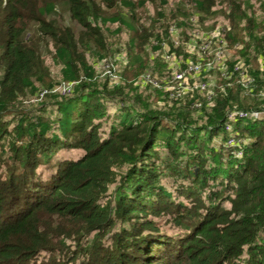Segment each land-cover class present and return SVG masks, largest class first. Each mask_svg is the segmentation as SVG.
<instances>
[{
    "label": "trees",
    "instance_id": "obj_1",
    "mask_svg": "<svg viewBox=\"0 0 264 264\" xmlns=\"http://www.w3.org/2000/svg\"><path fill=\"white\" fill-rule=\"evenodd\" d=\"M170 2L0 0V264H264V121L233 123L241 157L224 127L230 111L264 109V0ZM148 3L155 37L135 20ZM168 13L180 28L214 22L253 91L238 74L211 101L139 83L145 66L168 67L154 43L170 36ZM111 25L125 47L118 85L90 61L112 57ZM183 43L170 45L178 58H207Z\"/></svg>",
    "mask_w": 264,
    "mask_h": 264
},
{
    "label": "built area",
    "instance_id": "obj_2",
    "mask_svg": "<svg viewBox=\"0 0 264 264\" xmlns=\"http://www.w3.org/2000/svg\"><path fill=\"white\" fill-rule=\"evenodd\" d=\"M199 38H201V44L198 46L197 43L192 42L190 44L193 50H200L202 54L207 56L213 55L215 58L208 62L202 60H187L185 65L177 58L174 52H171L170 49L165 53V59L168 61L169 69L171 70L169 76L154 75L149 72L141 76L140 82L144 85H151L159 89H165L169 92L172 98L181 99L200 91L207 95V101H211L213 93L211 86L213 82L204 79L208 78L210 69L215 65L219 66L220 70L227 75V85L232 86L235 78V74H238V77L235 81L241 84L245 89L250 92L253 91L255 85V78L249 74V72L244 68L243 64L236 65L233 70H229V67L226 64V58L224 53V48L226 46V41L218 36V33L204 35L197 33ZM177 67L180 69L177 70ZM73 84L65 83L61 89L62 93H69L72 91ZM224 90V87L222 88ZM47 93V90L44 91ZM264 97V91L260 93ZM203 102L196 101L194 103L195 108H200ZM253 118L256 120L264 121V110L263 109H254V110H235L230 111L227 117V121L224 125L225 129L230 133L229 138L227 139V144L232 150L236 152L233 153L236 157H241L244 154L243 144L244 141L239 137L240 132L234 128L233 123L239 119ZM234 130V132H233Z\"/></svg>",
    "mask_w": 264,
    "mask_h": 264
},
{
    "label": "rangeland",
    "instance_id": "obj_3",
    "mask_svg": "<svg viewBox=\"0 0 264 264\" xmlns=\"http://www.w3.org/2000/svg\"><path fill=\"white\" fill-rule=\"evenodd\" d=\"M170 4L174 5V0H171ZM172 8H174V7H172ZM115 12H117V11H115V10L111 11V14H115ZM119 12H124V11L120 10ZM158 12L159 11H157V7L154 6L151 3H148L144 8H141V9L138 8L135 11V16H136L135 20H137L140 25L145 26L146 28H148V30H150V32L152 34H154V37L157 34V31L162 28V26H161L162 24L157 22V21H159ZM125 13L126 14H130L129 12H126V11H125ZM170 16H171V14L168 13L167 19L162 21L164 24L169 25V34H170V36L167 39L166 38H164V39L160 38L159 40L156 39V41H154L155 45L161 46V48H162V54L161 55L163 57L165 56L166 51L170 49V47H171L170 45L171 44L174 43L175 46L182 45V43H183L182 39L187 38L189 36V34H191L190 35L191 37H188L187 39H185V43H183V44L190 45V44H192V42H195V43L198 44V46H200V44H201L202 36H200V38H199L196 35L197 33H200L202 35H204V33L214 34V33H212L213 32L212 30L214 29V22H209V21L201 22L199 20V17L196 16V17H193V19H192L193 20L192 22H194V27H193V23L191 22L192 23L191 27H189V28L181 27L180 28V26L178 25L180 20L172 21L171 19H169ZM61 21H66V23L69 22L68 13H65V12L63 13ZM195 22H196L197 26L199 27V29H196L197 27L195 26L196 25ZM201 26H203L204 28L201 27ZM110 28H111V31L109 33H107V38H108V44H109V47H110V52L112 54V57L109 59V61H107V60L102 61L100 59L97 60V58L91 57L90 61L95 64V68H96L98 77H100V78L107 77V78L110 79L111 83L118 85V84H120V81L122 79V75L124 76V74H125L124 66H126V65L124 64L125 52L122 51L121 53H118L120 51H116V50H117L118 47H120L121 50H122V48H125V47L121 46V42L120 41H121L122 35L117 36L115 33H113L116 27L114 25H111ZM124 31H127L126 28L124 29ZM152 49L153 48L151 46H149V51H148V53L146 52L147 55L149 54L150 56H154L153 55L154 53H153ZM224 53H225V58H229V57L232 58V53L234 54V51H233V49L230 50L228 48L227 44H226V46L224 48ZM177 58H178V55H177ZM214 58H215V56L209 55V56H207L206 59L203 58V61L206 63V62H208L210 60H213ZM178 59L182 63H185V61H186V60H182L181 58H178ZM167 63H168V61H167ZM150 67L151 66H149V67L145 66V68L143 70H146L145 71L146 73L149 72L151 74H154L152 71L148 70V69H150ZM143 70H141V71H143ZM166 71H165V73L163 72L164 74L156 73L154 75H157V74L159 75L160 74L162 76H169L170 72H171V70L169 69V66L166 67ZM145 72L143 74H145ZM132 74L136 75L134 72ZM143 74H141V76ZM214 74H215L216 80L213 81V85L211 87V90H213V88L215 87L216 82L221 81V80H224V83H222L221 88L225 87L224 84H225V82H227V75L224 74L221 70H220V72H218L216 70L214 72ZM53 75H54V78L56 80H59L58 72L56 70H53ZM141 76L139 77V81H138L139 83H140V80H141ZM100 82H103V81H100ZM65 83L66 82H62V83L56 84V91H61V89L63 88ZM217 85H219V84L217 83ZM149 87L150 86H147L146 89H148ZM43 91H45V90H43ZM198 91H196V92H198ZM147 92H148V95L151 94V93L154 94V92H151L150 89L147 90ZM45 95H46V93L42 92V93H40V96L38 98H33L32 100L33 101H36V100L40 101L43 98H45ZM195 116L198 117L199 119H201L203 114L201 112L195 111ZM233 132H234V130H233ZM229 136H230V133L228 132L227 139L229 138ZM215 140L216 141H218V140L220 141V137H216ZM226 143H227V141H226ZM227 146H228V144H227ZM235 152H236L235 150H232V154L235 153ZM225 158L227 159L226 156H225Z\"/></svg>",
    "mask_w": 264,
    "mask_h": 264
}]
</instances>
